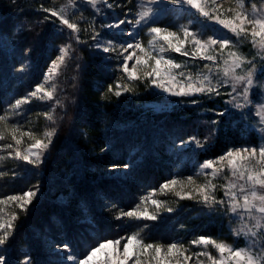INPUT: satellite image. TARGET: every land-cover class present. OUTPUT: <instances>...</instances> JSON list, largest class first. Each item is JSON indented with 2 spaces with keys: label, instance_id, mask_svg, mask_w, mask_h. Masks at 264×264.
<instances>
[{
  "label": "snow or ice",
  "instance_id": "6c2138e0",
  "mask_svg": "<svg viewBox=\"0 0 264 264\" xmlns=\"http://www.w3.org/2000/svg\"><path fill=\"white\" fill-rule=\"evenodd\" d=\"M228 2L230 6L224 8V0H137L136 11L131 18V9L123 11L116 0H66L59 8L40 5L39 11L45 15L38 25L51 24L60 35L67 30L69 39L67 43L54 48L58 54L50 59L42 81L0 114V142H3L0 143V153H3L0 154V167L7 160L23 161L39 167L46 159L57 133L58 119H63L57 116V110L65 108L59 96L62 91L59 78L65 70L73 67L74 61V70L82 68L74 44L87 46L91 55L99 58L105 67L114 60L117 62L115 67L121 75L107 85L101 99L107 94L120 97L123 93L133 92L136 82H146L149 87L155 86L175 96L189 97L188 102L193 105L200 103L195 98L197 94L213 103L214 98L227 96L222 110L208 108L206 113L220 118L238 116L245 120L255 109L258 131L264 140V82L258 79V74L264 76V0L259 6L254 0ZM84 5L94 10L91 20L80 11ZM105 8L112 10L111 14L106 13ZM116 8H121L123 14L116 15ZM193 9L198 13V18L179 25L177 31L159 26V19L165 13ZM96 16L110 22L100 23L97 27ZM201 17L203 20L199 19ZM207 22L221 27L213 35L205 37L204 32L210 27ZM144 28H147L145 35L149 37L146 45L140 38ZM193 28L196 30L193 31ZM18 30L23 31V26ZM31 30L29 27L28 31ZM82 33H86L88 39H81ZM246 40H250L256 49L251 57L239 50V45ZM171 53L189 59L178 63ZM197 61L202 62L203 66L199 67ZM193 67H196V71L192 70ZM27 68L26 63H21L17 71L23 73ZM71 79L75 87L77 76ZM226 87L230 91H223ZM254 97L258 103L254 102ZM33 100L45 102L48 106V111L37 114L49 122L39 137L31 129L24 131V125L18 121L9 123L10 117L23 119V106L31 104ZM221 123L222 119L210 120L207 136L200 139L198 135H190L186 140L180 139L177 147L204 149L218 132ZM251 127L256 128L255 125ZM9 138L11 142H4ZM112 167L127 169L130 165L113 163ZM6 175L0 170V178ZM17 175V172H12L13 178ZM198 177L204 178L202 183H197ZM218 179L224 182H214ZM37 192L38 188L28 189L0 198V205L14 206L19 210L6 214L4 208L0 207V250L10 244L20 212L28 211ZM157 193L173 194L179 198L178 205L180 200L194 201L209 218L227 217L233 236L243 237L245 246L237 247L205 235L190 241L188 246L180 241L167 245L146 243L141 235L148 227L144 224L140 231L125 237L98 241L82 258L72 254L68 242L58 243L55 247L66 253L64 259L72 264H264V143L230 147L223 154L204 160L193 175L181 179L177 174L165 180L159 188H153L141 197L140 204L135 208L120 210L115 218L158 221L163 218V212H175L176 209L168 206L166 201L156 198ZM149 205L154 211L150 210ZM233 222L237 224L235 228L231 227ZM193 246L202 250L192 252ZM209 246L215 249L217 255L208 250ZM110 247L113 251L106 252ZM101 252L106 253L105 258L98 260L97 254ZM0 264L11 262L0 254ZM18 264H33V259L25 253Z\"/></svg>",
  "mask_w": 264,
  "mask_h": 264
},
{
  "label": "trees",
  "instance_id": "16d2710c",
  "mask_svg": "<svg viewBox=\"0 0 264 264\" xmlns=\"http://www.w3.org/2000/svg\"><path fill=\"white\" fill-rule=\"evenodd\" d=\"M44 15L33 0H0V114L41 80L51 54V44L63 41V36H59L51 24L38 25ZM21 26L23 31L18 30ZM29 27L31 31H28ZM5 36L12 38L8 46L3 43ZM75 47L82 68L74 70V61L67 75L64 73L58 81L59 85L64 83L60 86L59 96L65 108L57 110V116L63 119H58L57 133L46 159L39 167L15 160H7L0 167L7 173L0 178V198L38 188L28 211L20 212L10 244L0 250L11 264H18L25 253L32 257L33 264H60L52 261L53 254H47L44 236L57 244L68 242L72 251L82 255L85 250L82 242L91 244L98 238H114L137 223L148 225L142 232L146 241L168 242L175 235L188 233V228L181 230L178 225L189 222L190 212L179 215L172 224H168V218L164 221H131L125 227L121 219L115 218L114 210L107 208L109 205L103 196H108L109 202L118 207L130 209L138 200L142 185L155 187L167 180L169 172L174 170V165L164 158L168 138L177 134V127L187 133L195 130L199 120L197 114L188 110L182 116V107L149 114L130 107L125 100L114 99L111 94L101 99L107 85L115 80L114 74L91 56L87 46ZM28 49L30 51H26ZM21 63L28 65L23 73L17 71ZM73 76H77L75 87ZM141 93L144 88L127 92V95L136 97ZM145 99L167 101L156 93L146 94ZM42 105L33 101L23 108V119L10 117L9 123L18 121L24 125V131L31 129L37 134L42 133L49 125L37 115L46 110ZM251 139V135L247 140L241 138L235 128L219 129L198 154V160L217 157L229 145ZM4 142H11L10 138ZM113 163H128L127 177L101 175ZM144 167L147 168L146 175L140 170ZM13 171L18 173L15 178ZM82 205L91 214L92 224L85 221L87 216ZM5 207L8 213L19 211L14 206ZM220 224L207 222L197 228L207 233L205 235H211L221 229Z\"/></svg>",
  "mask_w": 264,
  "mask_h": 264
},
{
  "label": "rangeland",
  "instance_id": "374dc122",
  "mask_svg": "<svg viewBox=\"0 0 264 264\" xmlns=\"http://www.w3.org/2000/svg\"><path fill=\"white\" fill-rule=\"evenodd\" d=\"M81 2H82V0H81ZM110 2H111V0H110ZM116 2L119 3L120 5H122L123 11H127V10L131 9V13L129 14V16L131 18V14L136 11L137 0H116ZM254 2H256L259 6L260 3L262 2V0H254ZM33 3L35 4V6L38 9H40V5H43L44 7H57V8H59L61 5L66 3V0H33ZM229 6H230V4H229L228 0H224V8H227ZM231 6H234V5H231ZM122 9L116 8L115 14L116 15H122L123 14ZM80 11L83 12V15L88 20H91L93 15H94V10L91 9V7L88 5H84L80 9ZM104 11L106 13L111 14L112 10H108L105 8ZM43 14H45V13H43ZM77 16H79V13H77ZM197 18H198V13H196L194 9L187 11V12L171 11V12L165 13L164 15H162L160 17L159 26L170 28L172 31H177L179 25L187 24L190 19L195 21ZM199 19L203 20L202 17ZM96 21H97V27L99 26L100 23L110 22L109 20H105L100 16H96ZM207 23H209L210 27L207 29V31L204 32L205 37L208 35H213V32L217 29H220V27H221L219 25L214 24V22H207ZM82 27H85V25H82ZM51 28L53 30H55V28L52 25H51ZM192 30L195 31L196 29L193 28ZM224 31L226 32L227 30H224ZM55 32H56V30H55ZM145 33H147V28L143 29V31L140 34V38L144 41V43L146 45L149 37L147 35H145ZM58 35L60 36V34H58ZM228 35L231 36V33H228ZM62 36H63V41H61V43L53 42L51 44V51H50L51 54H49L48 59L46 60L47 65L44 69V72L47 70V66L50 63V59H54L55 56L58 54V52L54 51V48L61 45V44L68 42L69 37L67 35V30L65 31V34H63ZM81 39H85V40L88 39V35L86 33H82ZM10 40H12L11 37L7 38L5 36V38L3 40V43H5V46H8V44L10 43ZM90 42L91 41H89V43ZM75 46L76 45L74 44V47ZM239 50L242 53H244L245 55H248L249 57H251L252 55H255V52H256V49H254L252 47L250 40L243 41L239 45ZM171 55L173 57H175V59L178 63H184V61L186 59H189V58H185V57H183L177 53H171ZM91 56H93V55H91ZM94 58H96L100 62L99 58H97V57H94ZM116 63L117 62L114 60L109 66L106 67L112 74H114L115 80L117 77H119L121 75L119 70H117L115 67ZM196 63L198 64L199 67L203 66L202 62L197 61ZM192 70L196 71V67H193ZM67 71H69V69L65 70L66 75H67ZM42 79H43V76L38 83H40L42 81ZM258 79L261 82H264V76H260L258 74ZM60 86H64V83H62V84L60 83ZM141 88H144V93H141V95H138V96L136 95V97L127 95V92L123 93L120 97H115V96H113V97H114V99L125 100L129 106L131 105L130 107L133 106V108L141 110L144 113L154 114V113H158V112H170L172 110H175V108L177 109V108L182 107V108H184L183 113H181L182 116L185 115L186 113H188V110H190L192 112L191 114H193V113L197 114V117L199 118L198 124H197L195 130H192V131L187 133L184 130L180 131L177 127V134L171 138H168V142H167L168 145L166 146V153H165L164 158L169 162V164L174 165V170H172V172H169L167 180L173 178L177 174H179V177L181 179L187 177L188 175H193L198 170L199 165L204 162V160L215 158V157H209V158H205L203 160H198L199 159L198 154L201 153V151L203 149L202 150L194 149V146H190L188 148L177 147L179 145L180 139L186 140L190 135H198L200 139H203L205 136H207L209 134V130H210L208 127V122L212 119H222L223 120V123H221L218 126L219 129H226L227 130L229 128L230 129L235 128V129H237L241 138H244L245 140H247V138H249L250 135L252 136L251 141L241 140V141H238L237 144L229 145L228 148L240 147V146H245V145L253 146V145H258L260 143H264V140L261 139V133L258 131L259 125H258V118L254 115L255 109H253V111L248 114L249 118H247L245 120H241L238 116H234V117L230 118L226 115L225 117L220 118V117H216L212 113H206L205 110L208 108H215L216 111L222 110L225 107L224 101L228 99L227 96H222L220 98H214L215 103H213L211 100H208L206 98H202L199 94H197L195 98L200 103H199V105H193V104L188 102V100L190 99L189 97L175 96V95H172L168 92L163 91L162 89L156 88L155 86L149 87L146 82H136L135 90L141 89ZM223 91H230V88L226 87L225 89H223ZM152 93L161 94L163 97L167 98V101L145 99L146 94H152ZM172 98H174V99H172ZM33 101H36V100H33ZM39 102H41V101H39ZM254 102H257V103L259 102L256 97H254ZM41 103L43 104L42 107L46 109V110H41V111L42 112L48 111L44 102H41ZM27 105L28 104L24 105L23 108ZM188 108H190V109H188ZM233 111L235 112L238 110H233ZM253 125L256 126L255 129L253 127H251ZM39 135L40 134H37L38 137H39ZM207 145H208V143L205 145V147ZM228 148L225 149L222 152V154L225 151H227ZM187 165H188V168L185 167ZM127 170H128V168L127 169L113 168L111 166L106 171H103V174H101V175H103L105 177L110 176V175L124 176L126 174ZM140 170H142L144 172V174L146 175V170H147L146 167L141 168ZM203 180H204L203 177H198L197 183H202ZM214 182L223 183L224 181L222 179H218ZM153 188H159V186L154 187V186H149L147 184L142 185L141 189L139 190L138 200L133 204L132 208H130V209L118 207L113 202H109V199L107 198L108 196H103V199L108 200V201L105 200V202H107L106 204L109 205V206H107V208L111 209L112 211L114 210L113 213H115L117 215V213L120 210L128 211V210L135 208L138 204H140L141 197L146 196L148 194V192ZM220 194L221 193H218V195H220ZM61 198L63 199V197H61ZM156 198L166 201L168 206H171V207L176 209V211L173 213L163 212L162 213L163 218L158 220V221H164V220L169 218L168 224H172L179 217V215L184 214V213H189V212L191 213L189 215V218L187 219V221H189V222H186V221L181 222L178 225V228H181V230H185L188 228V231H187L188 233L186 235H184V233H182L181 235H178V236L175 235V237L171 241H168V242L161 241V240L146 241L144 239L146 243H160V244L167 245L168 243H172L174 241H180L185 246H188L190 241L196 239L200 235L207 234V233H202V231H200L197 227H200L207 222L217 221V222L221 223L220 224V225H222L221 229L216 230L215 231L216 233H214V234L205 235V236H210V237H213V238L221 240V241H226L227 243L234 244L237 247H244L245 246V240L243 237H234L233 236V233L230 231L229 219L227 217L209 218L204 212L201 211L200 206L196 205V203L194 201H190V200H180L179 205H178L177 201L179 200V198L175 197L171 193H169L167 195H161V194L157 193ZM5 206L6 205H0V207L4 208V211L7 214L8 212H7ZM113 206H115V208ZM149 208H150V210L154 211V209H152L151 205H149ZM82 210L86 213V216H87L85 221L88 224H90V223L92 224L93 218L91 217V214L87 211L86 206L82 205ZM172 214L175 216L170 217ZM121 220H122L123 226H125V227L127 226V224H129L131 222L128 219H121ZM85 221H81V222H85ZM139 222H141V221H139ZM181 225H183V227H181ZM236 226H237L236 222H233L231 225L232 228H235ZM194 227H196L195 231L190 233V230L194 229ZM141 228H143V225L140 226V224L137 223L134 227L125 228V233H123L121 235L119 234L118 236H116L114 238H105V239L115 240L119 237H125L127 235L132 234V233L140 231ZM89 232L93 233V229L89 228ZM142 234L143 233H141V235ZM44 239L46 240L45 245L48 249L47 254L49 256H51L53 254L51 256L52 261L59 262L60 264H72L71 261H67L66 259H64V257L66 256V253H64L63 251H61L55 247V245L57 244L55 241L53 242V240L47 236H44ZM105 239L104 238L95 239L93 241V243H91V244H88L87 242H82V245L85 247L84 253L82 255H78L77 253L72 251V254L77 255L78 257L82 258V256L84 254H86L87 250H90V247L96 246L98 241H102ZM77 243L79 244V241L76 242V244ZM50 245L52 247H50ZM201 250H202L201 248L195 247V246H193L191 248L192 252H198ZM208 250L210 252H212V254L214 256L217 255L215 249L211 248V246H209ZM112 251H113L112 247H110L109 249L106 250V252H112ZM105 254H106L105 252L98 253L97 259L98 260L104 259Z\"/></svg>",
  "mask_w": 264,
  "mask_h": 264
}]
</instances>
